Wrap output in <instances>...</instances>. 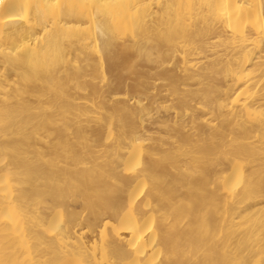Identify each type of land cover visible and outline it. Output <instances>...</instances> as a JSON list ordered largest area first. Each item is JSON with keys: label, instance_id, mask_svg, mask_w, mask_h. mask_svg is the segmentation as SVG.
Returning a JSON list of instances; mask_svg holds the SVG:
<instances>
[{"label": "bare ground", "instance_id": "6f19581e", "mask_svg": "<svg viewBox=\"0 0 264 264\" xmlns=\"http://www.w3.org/2000/svg\"><path fill=\"white\" fill-rule=\"evenodd\" d=\"M0 264H264V0H0Z\"/></svg>", "mask_w": 264, "mask_h": 264}]
</instances>
